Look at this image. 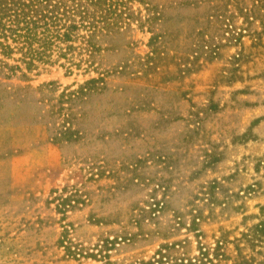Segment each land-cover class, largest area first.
Wrapping results in <instances>:
<instances>
[{
	"label": "rangeland",
	"instance_id": "rangeland-1",
	"mask_svg": "<svg viewBox=\"0 0 264 264\" xmlns=\"http://www.w3.org/2000/svg\"><path fill=\"white\" fill-rule=\"evenodd\" d=\"M158 1L172 33L156 53L135 29L106 37L88 70L8 59L20 69L0 73V264H104L87 255L108 240L120 264H264L261 23L233 44L211 33L217 55L197 56L208 4Z\"/></svg>",
	"mask_w": 264,
	"mask_h": 264
},
{
	"label": "trees",
	"instance_id": "trees-1",
	"mask_svg": "<svg viewBox=\"0 0 264 264\" xmlns=\"http://www.w3.org/2000/svg\"><path fill=\"white\" fill-rule=\"evenodd\" d=\"M158 0H0V73L9 69L7 76L14 74L12 67L20 69L19 65H10L8 59L23 63L32 70L37 63L57 64L68 67H94L96 55L103 49L102 43L106 37L117 33H129L141 29L151 33L148 45L152 53L168 47L169 40L165 35H171L168 27L169 17L165 8ZM208 4L207 10L196 22L201 25L196 31L199 37L194 50L197 56L206 53L215 57L218 53L213 44L215 33L223 35L226 44L241 42L246 33L262 35L253 27L255 21H260L264 31V0H200ZM144 7L134 9V4ZM195 3V2H193ZM198 5L195 4V7ZM201 18V19H200ZM242 22L239 23V20ZM203 20V23L201 22ZM134 24L137 27H134ZM207 36V38L205 37ZM223 45V44H222ZM14 54H20L14 57ZM27 76L26 73H22ZM103 78H92L79 90L70 92L76 98L93 90V85ZM70 133L65 139L78 140L71 136L67 127L63 134ZM59 139L63 137L59 136ZM60 200L56 208L66 212L77 202L76 193L69 196L55 197ZM68 228L65 232L68 233ZM108 240V239H107ZM109 241V240H108ZM105 250L88 253V257L101 255L104 264L114 263ZM112 242V241H109ZM65 247L68 256L77 257L82 253L72 247L68 235L59 240ZM70 243V244H69ZM106 251V253H104ZM150 262V261H149ZM134 264H149L148 262Z\"/></svg>",
	"mask_w": 264,
	"mask_h": 264
}]
</instances>
